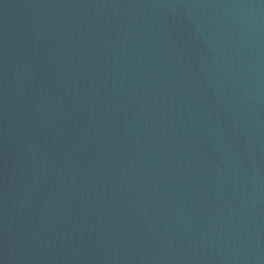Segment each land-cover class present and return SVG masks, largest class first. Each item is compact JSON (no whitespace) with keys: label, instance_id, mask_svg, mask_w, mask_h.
<instances>
[{"label":"water","instance_id":"obj_1","mask_svg":"<svg viewBox=\"0 0 264 264\" xmlns=\"http://www.w3.org/2000/svg\"><path fill=\"white\" fill-rule=\"evenodd\" d=\"M0 264H264V0H0Z\"/></svg>","mask_w":264,"mask_h":264}]
</instances>
